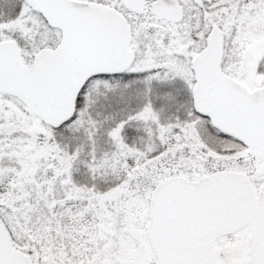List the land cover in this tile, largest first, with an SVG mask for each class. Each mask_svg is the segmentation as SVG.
Returning a JSON list of instances; mask_svg holds the SVG:
<instances>
[{"label": "snow or ice", "instance_id": "6c2138e0", "mask_svg": "<svg viewBox=\"0 0 264 264\" xmlns=\"http://www.w3.org/2000/svg\"><path fill=\"white\" fill-rule=\"evenodd\" d=\"M0 264H264V0H0Z\"/></svg>", "mask_w": 264, "mask_h": 264}]
</instances>
